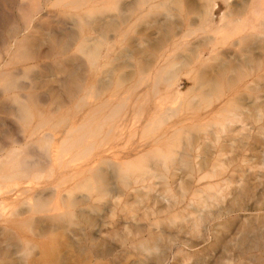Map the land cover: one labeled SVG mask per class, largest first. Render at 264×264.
I'll return each instance as SVG.
<instances>
[{"label": "rangeland", "instance_id": "rangeland-1", "mask_svg": "<svg viewBox=\"0 0 264 264\" xmlns=\"http://www.w3.org/2000/svg\"><path fill=\"white\" fill-rule=\"evenodd\" d=\"M216 1L221 10L213 11V21L205 15L213 0H146L143 16L130 21L133 26L126 25L125 37L119 32L120 23L106 34L97 31L93 69L104 76L78 91H70L72 82L36 86L22 73L6 93L1 91L5 82H0V264H264V13L258 24H247L251 0ZM111 5L109 12L115 15L117 6ZM13 11L18 17L16 8ZM230 18L238 20L227 30L224 25ZM6 28L3 33L9 36L12 31ZM228 36L236 40L235 45L224 43ZM123 43L125 54L119 58ZM107 51L108 59L104 57ZM167 77L172 78L165 80ZM157 81L177 82L182 91L178 97L162 95L161 101L176 108L168 122L201 107L225 85L244 82L234 96L236 103L223 102L231 111L218 116L216 107L213 117L221 121L239 106L237 113L245 129L234 123L236 141H227L216 153L208 147V154H203L208 161L196 173L201 181L189 177V166L174 163L167 180L175 181L165 185L149 156L152 130L167 124H158L159 111L148 113ZM35 95L38 99H32ZM19 102L24 104L21 119L16 117ZM127 107L124 134L109 133L121 111L117 110ZM197 119L185 121L169 135L181 150L186 144L181 136L217 126L216 119ZM38 121H42L40 127H36ZM27 122L33 124L29 133H33L37 149L49 141L45 132H51L63 158L72 160L68 169L82 167L77 178L65 183L73 185L82 179V186L68 202L59 204L69 218L62 215L56 221L46 211H38L36 216L43 221L28 224L23 219L29 213L22 200H15L19 179L8 168L25 157L36 158L27 154L32 143L20 133ZM84 131L86 137L76 146ZM117 158L128 167V174L135 172V181L141 179L124 192L116 184ZM224 171L230 179L217 185L215 175ZM41 175L51 176L48 171ZM206 185H210L206 191L196 190ZM180 186L186 191L191 187L188 198L192 200L181 197ZM164 190L172 193L165 192L167 200L159 196ZM174 194L178 201L171 197ZM45 195V200L39 197L35 201H56L51 193ZM172 200L176 203L169 205Z\"/></svg>", "mask_w": 264, "mask_h": 264}, {"label": "bare ground", "instance_id": "bare-ground-1", "mask_svg": "<svg viewBox=\"0 0 264 264\" xmlns=\"http://www.w3.org/2000/svg\"><path fill=\"white\" fill-rule=\"evenodd\" d=\"M111 3L114 4L113 6H117L115 8V15L109 12L112 6ZM146 4V0H0V82H5L1 91L6 93L12 90L18 81H20L19 74L21 73L22 77L34 81L36 86L41 84L47 85L50 81L61 82L65 85L72 82L74 85H72L70 91H78L90 84L98 82L97 80L101 79V76H104V72H97L98 70L93 69L97 42V37H95L96 32L99 31L102 35L106 34L110 28H116L120 23L119 32L125 37L124 35L127 33L126 25H130L131 23L129 24V22L133 19H141L143 12L148 7ZM205 6L207 7V4ZM14 8L17 10L18 17L13 15ZM215 10H221V5L216 0H213L211 5L208 6L207 11H205L206 17L211 21H213L212 15ZM247 11L249 12L248 17H246L247 24L259 22L260 16L264 13V0H251ZM231 13H233V11ZM243 14L247 13L244 12ZM232 18L225 23V29H233L235 26H233L235 19L238 20L239 17L235 19ZM222 19L224 20V17ZM219 24H217L216 27H218ZM7 26L12 31L10 32L11 34L8 33L10 34L9 36L7 35L8 37L3 33V30ZM242 30L244 31V29ZM7 31L9 30L7 29ZM225 32L227 33L226 30ZM224 39V43L233 45L236 43V40L231 39V37L229 38V36ZM124 54L125 44L123 49L119 51V58H123ZM104 57L106 59L109 58L108 51L105 53ZM171 78L172 77H167L165 80ZM192 78L195 81L198 80L196 75H193ZM153 85L155 87L154 99L153 102L151 101L148 104V106L150 105L149 108L147 107L148 113H151L152 110L155 112L159 111L160 116L158 118V124L160 125L162 122H167V124L157 127L156 131L152 130L154 134L150 142H152L153 146L150 149H153V151L148 150L149 153H151L149 156L154 158L153 162H155L157 169L161 172L165 185H167V182L175 181L174 179L170 181L167 180V172L170 168H174V163L189 166L186 170V173L190 175L189 177H193L196 182L201 181V177L197 180L196 173L198 174L202 167L205 166L204 163L208 161L203 157V154H208L210 146L214 148L212 151L216 153L222 150L221 148L227 141H236L238 137L234 133L237 132L238 129H235L234 123H240L241 129H245L244 127L246 124L241 114L237 113L239 106L235 107L234 114L226 113L228 114L227 117L223 118L221 121L218 120L217 116L213 117L216 107L219 111L218 116L220 113L221 116H223L222 112L225 110L231 111L227 108L228 104H223V102L227 99L229 101L235 100V97L239 95V88L244 85V82L236 85L234 84V87H230L229 84L225 85L221 90L219 89L220 91L218 90L217 96L204 102L202 104L203 107L201 106L190 113L182 114L169 122L167 120L174 116L176 108L165 101H161L162 95L165 93L167 95L173 94V96L177 97L182 96L179 95V93L182 94L179 84L173 81L161 84V81H157L154 82ZM32 99L38 98L35 95ZM236 102L235 100V103ZM23 106V102L18 106L19 114L16 117H19V119L22 118L20 114L24 111ZM127 109L128 107L126 109L121 108L117 110L116 113L121 111L113 119L111 125L113 128L108 131L109 133L115 134L119 132L120 135L124 134ZM121 112L122 114L118 116ZM31 116L32 114L29 117ZM193 118H200L201 120L204 118H209L211 120L216 119L217 126L210 131L205 128L197 129L195 132L190 130L188 134L181 136V141L186 143L181 150L180 146L175 144L174 139H171L169 135L175 134L180 126L186 124L185 121ZM30 119L32 120L33 117ZM30 119L28 121H30ZM31 122H27L26 125L21 126L20 130L22 131H20V133H24L25 138H29L27 141L32 143L27 154H32L36 158L26 159L25 157L17 163H11L8 168L11 176L19 179L15 188V200H22L26 205L24 210L29 214L23 219L26 220L28 224H34L37 221L44 220L42 216H36L38 211H46L45 213L48 217L55 219L57 217H62V215H68L67 218H69L70 214L63 210V207L59 204L60 201L68 202L75 190L82 186V179L75 181L73 185L65 184L77 178L75 174L81 170L82 167L75 165L68 169V167L71 166L68 165V163L72 160L68 161L67 158H63L60 147L55 143L54 139L56 137L53 136L51 132H45L44 135L48 137L49 141L42 147L38 146L37 149L33 143L35 139H31L33 133H29L33 129V124ZM41 122L42 121H38L37 123L39 124L37 125L36 123V127H40L39 125ZM26 132L27 134H25ZM241 132L242 131H239V133ZM85 133H87V131L80 133L82 135L77 138L76 146L78 145V141L86 137ZM249 137L250 135L247 136V138ZM73 144L74 142L69 145V150L74 147ZM92 157L95 160L94 156ZM199 157H201L200 161H196V158ZM214 158L219 160V157ZM119 161V158L115 161L117 167L115 173L118 176V182H116V184L119 186V191L124 192L132 186V184L139 183L141 179H139V182L138 180L135 181V172L128 174V167H125ZM45 171H48L51 176L45 178L47 176L45 175V177H43L41 174ZM39 173L41 174L39 175ZM221 173L223 175L226 171ZM224 175L222 178H220L221 176L219 175H215L219 178L217 185L223 180L228 181L230 179ZM3 176L7 177L8 174H4ZM230 176L232 177L233 175ZM209 186L198 187L196 190L204 192ZM106 187L109 188L107 185ZM190 188L191 187H188L187 191L184 188L181 189L182 198L186 195L188 198V191ZM134 190L137 193L139 192L137 186H134ZM161 192L159 196H162L165 200L168 198L165 192L171 193L166 190ZM48 193H51L55 197L57 202L52 199L53 203L56 202L55 205L48 206V199L45 202L43 201V203H40L38 199L35 201V198H44L43 196ZM175 195L176 194L171 197H174L175 200L178 201ZM171 197H169V199ZM205 199L201 201L204 203ZM42 200H45V198ZM188 200H192V198H188ZM172 201L173 202H170L169 205L176 203V201L175 203L174 200ZM206 204L208 205V202L204 203V205ZM68 212L71 213L70 210ZM59 221H61V218ZM65 221L67 220L65 219Z\"/></svg>", "mask_w": 264, "mask_h": 264}]
</instances>
